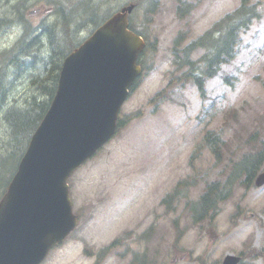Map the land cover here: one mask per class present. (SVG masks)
<instances>
[{"label": "rangeland", "instance_id": "obj_1", "mask_svg": "<svg viewBox=\"0 0 264 264\" xmlns=\"http://www.w3.org/2000/svg\"><path fill=\"white\" fill-rule=\"evenodd\" d=\"M125 1L108 0L115 8ZM249 1L258 3L262 16L242 35L234 59L205 83L204 99L192 84L170 82L179 74L172 64V42L179 32L185 35V43L203 34L240 0H191V9L181 17L175 0L160 1L148 25L157 38V52L147 62L148 74L120 109L121 115H141L68 179L79 228L46 264H91L83 248H99L117 237L122 244L102 264H221L229 254H240V264H264L262 258L249 259L246 254L249 247L264 248V186H237L211 222L194 224L184 208L185 201L194 200L205 183L222 180L231 161L264 141V0ZM17 2L0 0V18H14V22ZM40 5L38 0L32 5L25 2L22 10L27 22L34 27L53 24L57 17L50 10L46 15H27ZM133 18L142 24L139 11ZM13 22L0 26V52L21 34V27ZM90 29H82L78 39L86 38ZM25 34L30 40L31 32ZM40 44L41 48L29 49V54L41 59L47 54V38L41 36ZM15 72L10 67L8 78ZM16 73L6 93L7 104L0 103V133L1 110L24 101L36 77V71L26 67ZM227 76L233 78L224 81ZM165 86H169L170 99L156 108L148 105ZM207 132L220 134L215 138L221 149L218 157L203 141ZM193 180L195 185L187 186L185 200L173 197L170 206L161 203L178 182Z\"/></svg>", "mask_w": 264, "mask_h": 264}, {"label": "trees", "instance_id": "obj_2", "mask_svg": "<svg viewBox=\"0 0 264 264\" xmlns=\"http://www.w3.org/2000/svg\"><path fill=\"white\" fill-rule=\"evenodd\" d=\"M38 1L43 2L44 0ZM160 1L127 0L123 4V6L132 4L134 7L130 16L129 29L144 39L146 43L144 52L147 54H154L157 48V38L149 32L148 25L152 15L159 7ZM190 1L175 0L178 5V17H181L184 12L188 14L191 9V5L189 6ZM25 2L28 5L33 4L30 0H21L13 7L16 10L15 20L22 23V35L9 49L0 52V103H5L6 93L12 84V77L19 75L16 73L17 70L23 69V67L32 71L35 70L36 77L35 80L31 81L30 92L24 101H21V103L13 102L7 108L1 110L3 130L0 133V198L15 174L31 136L49 109L56 91L63 59L83 41L78 39L79 33L86 26L91 27L89 31L91 33L114 11L118 10V8L111 6L115 3L108 2V0H45L48 4L45 6L51 14L56 15L57 20L53 24L34 27L27 22L24 16L25 11L22 9L25 7ZM138 11L142 15V28L140 23L134 21L133 18ZM4 14L9 16L7 12H4ZM261 15L262 11L258 3L250 4L249 0H240L239 5L234 10L223 15L203 34L189 40V42L185 43V35L179 32L173 40L171 49L173 64L175 70L179 71V76L178 79H172L170 82H182L184 84L192 81L203 96L204 80L215 76L222 65L235 57L242 35L249 29L253 21L259 19ZM7 20L13 21L14 18H0V24L8 22ZM26 31H30L32 34L30 40L25 34ZM41 36L47 38V54L40 56V59L37 55H30L29 49H34L36 46L41 48ZM198 52H201V54L195 59L193 55ZM38 60L41 61L38 63ZM10 67L15 69L16 72L8 78ZM167 88L157 92L150 99V103L165 101L168 97ZM140 115V112L119 115L116 122L117 131ZM219 136L218 132H207L203 138L204 143L215 157H218L221 153V149L216 147ZM209 138H212V140ZM221 142L224 143V141ZM263 167L264 141L242 153L238 159L231 161L222 180L205 183L203 191L195 200L185 201L184 208L191 221L194 224L206 220L211 222L219 213L220 204L232 195L234 188L239 185L248 186L251 184L256 174ZM189 185H195V180L178 182L173 191L162 198L161 203L170 206L173 197L178 201L185 200L187 186ZM118 242L119 240H115L110 245L97 251L98 258H101ZM253 252L258 257H264L263 250Z\"/></svg>", "mask_w": 264, "mask_h": 264}, {"label": "water", "instance_id": "obj_3", "mask_svg": "<svg viewBox=\"0 0 264 264\" xmlns=\"http://www.w3.org/2000/svg\"><path fill=\"white\" fill-rule=\"evenodd\" d=\"M122 9L64 61L52 104L0 201V264H39L75 227L67 178L114 133L144 44ZM264 184V173L254 182ZM227 256L223 264H237Z\"/></svg>", "mask_w": 264, "mask_h": 264}, {"label": "bare ground", "instance_id": "obj_4", "mask_svg": "<svg viewBox=\"0 0 264 264\" xmlns=\"http://www.w3.org/2000/svg\"><path fill=\"white\" fill-rule=\"evenodd\" d=\"M18 2L19 1H21V0H17ZM14 7V6H13ZM9 22H13V21H8V22H2L1 24H0V26L1 27H4V26H6ZM13 24H15V25H19L20 27L22 26V23L20 22V21H17V20H15L14 22H13ZM22 35V27H21V34H20V36ZM20 36H19V38H20ZM18 38V39H19Z\"/></svg>", "mask_w": 264, "mask_h": 264}]
</instances>
